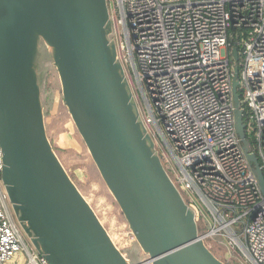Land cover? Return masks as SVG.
Returning <instances> with one entry per match:
<instances>
[{"label":"water","instance_id":"obj_1","mask_svg":"<svg viewBox=\"0 0 264 264\" xmlns=\"http://www.w3.org/2000/svg\"><path fill=\"white\" fill-rule=\"evenodd\" d=\"M108 0H0L2 179L23 234L52 264H228L200 236L194 210L169 175L119 57ZM41 45L63 100L142 250L118 248L50 141ZM238 58V50H234ZM233 79L236 130L264 193Z\"/></svg>","mask_w":264,"mask_h":264},{"label":"built area","instance_id":"obj_2","mask_svg":"<svg viewBox=\"0 0 264 264\" xmlns=\"http://www.w3.org/2000/svg\"><path fill=\"white\" fill-rule=\"evenodd\" d=\"M108 3L142 118L200 236L264 264V193L236 130L233 93L238 67L244 122L264 171V0ZM3 166L0 143V264H52L13 218Z\"/></svg>","mask_w":264,"mask_h":264},{"label":"rangeland","instance_id":"obj_3","mask_svg":"<svg viewBox=\"0 0 264 264\" xmlns=\"http://www.w3.org/2000/svg\"><path fill=\"white\" fill-rule=\"evenodd\" d=\"M112 37L118 44L119 39L116 36ZM40 49L42 50L40 67L43 75L42 99L45 124L54 150L81 193L96 211L118 248L132 262L140 261L145 263L149 260L148 254L142 250L137 242L124 213L106 185L74 123L68 107L64 103L61 79L57 68L50 61L49 49L45 45H41ZM129 80L135 98L142 110H144V103L136 82L133 77H130ZM151 134L156 141V148L164 161L162 143L159 137L152 132ZM26 240L32 244L29 238L26 237ZM210 248L228 264H250L239 256H229L227 246L221 242L211 243Z\"/></svg>","mask_w":264,"mask_h":264},{"label":"trees","instance_id":"obj_4","mask_svg":"<svg viewBox=\"0 0 264 264\" xmlns=\"http://www.w3.org/2000/svg\"><path fill=\"white\" fill-rule=\"evenodd\" d=\"M240 92H241V91H239V93H240ZM240 94H241V93H240ZM244 121H247V116L244 117ZM246 135H247V138L250 140L251 146H252V148H253V138H252V136H251V134H250V132H249L248 129H246Z\"/></svg>","mask_w":264,"mask_h":264},{"label":"flooded vegetation","instance_id":"obj_5","mask_svg":"<svg viewBox=\"0 0 264 264\" xmlns=\"http://www.w3.org/2000/svg\"><path fill=\"white\" fill-rule=\"evenodd\" d=\"M130 81V80H129ZM12 215H13V218H14V220L16 221V223H17V220H16V218H15V216H14V213H13V211H12ZM18 224V223H17Z\"/></svg>","mask_w":264,"mask_h":264}]
</instances>
